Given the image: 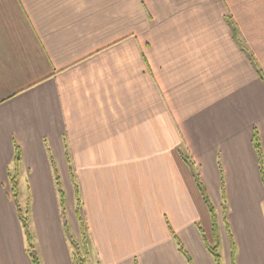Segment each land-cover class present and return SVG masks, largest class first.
Returning <instances> with one entry per match:
<instances>
[{
    "label": "crops",
    "instance_id": "1",
    "mask_svg": "<svg viewBox=\"0 0 264 264\" xmlns=\"http://www.w3.org/2000/svg\"><path fill=\"white\" fill-rule=\"evenodd\" d=\"M258 69L264 0H0V264H32L10 195L15 141L42 264H73L50 155L78 237L75 172L100 264H188L171 231L195 264H216L179 151L220 216L222 169L238 264H264Z\"/></svg>",
    "mask_w": 264,
    "mask_h": 264
},
{
    "label": "trees",
    "instance_id": "2",
    "mask_svg": "<svg viewBox=\"0 0 264 264\" xmlns=\"http://www.w3.org/2000/svg\"><path fill=\"white\" fill-rule=\"evenodd\" d=\"M230 26L232 28L234 37L237 38V31L231 19H230ZM258 72L260 73L261 78L264 79V74H262L260 69H258ZM253 145L258 155L260 173L264 184V153H263L262 142L257 130H255L253 135ZM179 154L181 155L183 160L190 166L196 186L200 192V195L204 203L206 204V207L208 209L211 218L212 238L210 240L205 234L204 230L201 227H199L208 252L214 258L216 264H226L221 254V250H222L221 226L223 224L230 241L231 264H238L237 244L234 234L232 232L230 222L228 220V203L225 195V183H224L222 169L220 168L221 194H222V206H221L222 212L220 216L216 206L214 205V203L210 198L208 189L203 182V179L199 173V170L195 162L192 160V158H190V156L185 155L181 151H179ZM67 156L69 159L68 151H67ZM22 161H23L22 149L20 145L15 141L14 157L12 160V164L8 168L10 195L12 201L16 206L18 218L24 230L26 251L31 258L32 264H42V258L37 246L36 236L32 229L31 201L30 199H28L24 207L20 202V198H19L20 187L18 183V177L21 170ZM50 163H51V167L54 175V182L58 195L60 216L63 223L66 238L68 241V245L70 248L72 263L92 264L93 258L95 256L94 245L89 233L88 222L84 212V203L81 197L80 186L76 180L75 172L72 168L70 169V174L74 188L76 218L80 228V235L78 237L74 236L70 229V224L67 217V204H66L65 191L62 186L61 177L57 169L56 163L51 155H50ZM171 232L178 247V251L184 256L186 262L188 264H195L194 260L192 259L191 255L189 254L188 250L184 246L179 236L174 231ZM94 264H100V263L98 260H96L94 261Z\"/></svg>",
    "mask_w": 264,
    "mask_h": 264
},
{
    "label": "rangeland",
    "instance_id": "3",
    "mask_svg": "<svg viewBox=\"0 0 264 264\" xmlns=\"http://www.w3.org/2000/svg\"><path fill=\"white\" fill-rule=\"evenodd\" d=\"M21 176L18 177V183H19V187H20V192H19V198H20V202L22 203V205L25 207L26 205V202L28 199H30L31 201V196H26V193H27V186H26V181L22 179H20ZM194 179V178H193ZM27 198V199H26ZM262 209H263V213H264V203L262 205ZM31 217H32V202H31ZM33 227V226H32ZM33 229V228H32ZM223 249L221 250V254L223 256V259H224V254H223ZM94 261H96V257L93 258V263L94 264Z\"/></svg>",
    "mask_w": 264,
    "mask_h": 264
}]
</instances>
